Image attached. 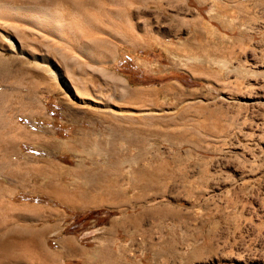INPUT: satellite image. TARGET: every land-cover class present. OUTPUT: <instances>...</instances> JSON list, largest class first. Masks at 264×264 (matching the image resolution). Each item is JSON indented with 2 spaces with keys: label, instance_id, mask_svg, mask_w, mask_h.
<instances>
[{
  "label": "rangeland",
  "instance_id": "rangeland-1",
  "mask_svg": "<svg viewBox=\"0 0 264 264\" xmlns=\"http://www.w3.org/2000/svg\"><path fill=\"white\" fill-rule=\"evenodd\" d=\"M18 3L23 16L0 10V126L55 146L22 142L12 166H61L56 182L83 198L1 175L0 264L32 263L15 260L24 225L50 254L39 264H264V0ZM128 7L132 41L107 29ZM149 205L171 209L144 218Z\"/></svg>",
  "mask_w": 264,
  "mask_h": 264
},
{
  "label": "bare ground",
  "instance_id": "bare-ground-1",
  "mask_svg": "<svg viewBox=\"0 0 264 264\" xmlns=\"http://www.w3.org/2000/svg\"><path fill=\"white\" fill-rule=\"evenodd\" d=\"M18 1L19 0H0V10H2V11H4L6 14H7V16L9 15V16H23L28 10H25L24 9V7H22L21 5L19 6V3H18ZM30 8V7H29ZM47 13V12H46ZM121 15H122V17H121ZM133 14H132V12H131V10H130V8L128 7V8H126V10H124L123 11V13L122 14H120V17H118L116 20H117V22H116V20H114V23H110V24H108V26H107V29H108V31H109V33L112 35V36H114V37H118V38H121L122 40H126V38H128L127 40H136L137 38L136 37H138V35L135 33V31H134V29H136L137 27H138V24L137 23H133L132 21H131V19H132V16ZM135 15V14H134ZM5 16V15H4ZM3 16V17H4ZM117 16H119V15H117ZM49 17V16H48ZM115 18H116V16H114ZM101 18V17H100ZM114 18V19H115ZM39 20V19H38ZM59 20V19H58ZM95 20V19H94ZM130 22H129V21ZM39 21H41L42 22V19L41 20H39ZM56 18H52V17H50V18H48V21H47V23H56ZM100 21V20H99ZM46 22V21H45ZM98 22V21H97ZM113 22V21H112ZM55 29V28H54ZM58 29H60V28H58ZM149 35V34H148ZM90 36V35H89ZM141 36V35H140ZM93 38V37H92ZM138 41V40H137ZM137 41H133V42H137ZM132 43V42H131ZM105 45H107V43H105ZM106 48V47H105ZM111 51V49L109 48V46L105 49V54H109L108 52H110ZM112 52V51H111ZM104 54V55H105ZM2 91V90H1ZM126 92L127 93H130L131 95H134V96H137L138 94H139V91H137V90H126ZM18 116V115H17ZM112 126V125H111ZM1 131H0V176L1 175H4L3 177L4 178H6V177H8V178H11L12 180L14 179L15 180V182L14 183H16V187H26V185H30V187H31V190H33V191H40V192H47L50 196H54V197H58V198H61V199H64V201H65V199L67 200V201H71V202H69L70 204H73L72 202L75 200V199H80L81 200V198H83V195H82V193L80 192V191H82V190H78V188H77V190H73L72 191V189H67V187H65V186H63V185H61V184H59V183H57L58 182V180H57V182H56V180H55V178H56V174H58V168H60L61 166H55L52 162H48V164H46L45 166H38V165H34V166H29L30 167V169L29 170H26V169H23L22 167H20L21 165V163H20V161L19 162H17V164L15 165V167L13 168V166L12 165H14L15 163H16V161L17 160H19V158H18V155H20L19 153H18V151L19 152H21L20 151V144L23 142V143H25L26 141H31L32 142V140L33 141H35V143L37 144L35 147H39V145H43V144H46L47 146H52V148H53V146H55V144H54V142L53 141H44V140H42V139H44V138H42V136H39L38 134L37 135H30L29 133H27L26 131H24V130H22V128L20 127V126H18L17 124H15V122H12V121H10V120H8V119H6V118H4V120H2L1 121ZM109 127V126H108ZM114 127V126H113ZM120 128V127H119ZM112 129V128H111ZM125 129V128H124ZM124 129H122V130H124ZM113 131H114V129H112ZM121 130V129H120ZM111 131V130H110ZM126 131V130H125ZM108 132H109V130H108ZM115 132V131H114ZM119 132V131H118ZM127 132V131H126ZM121 133V132H120ZM123 133H124V131H123ZM114 134V133H113ZM117 134V133H116ZM103 135H104V133H103ZM111 135V134H110ZM121 135V134H120ZM120 135H118V136H120ZM126 135V134H125ZM139 135H142V134H139ZM105 136V135H104ZM112 136V135H111ZM114 136H117V135H114ZM128 136V135H127ZM133 136V135H132ZM106 137H107V135H106ZM122 137H123V135L121 136V139H122ZM129 137V136H128ZM128 137H124V138H128ZM142 137H143V135H142ZM99 138H100V136H99ZM132 138V137H131ZM145 138V137H144ZM158 138V137H157ZM111 139H114L113 138V136H112V138ZM115 139H116V137H115ZM118 139V138H117ZM140 139V138H139ZM139 139L136 141V144L138 143H140V141H139ZM148 139V138H147ZM131 140V139H130ZM145 140V139H144ZM143 140V141H144ZM75 141V140H74ZM74 141H73V143H74ZM80 143H81V141L83 142L84 141V138H82V137H80L79 138V140H78ZM86 141V140H85ZM105 141V140H104ZM115 141V140H114ZM126 142L128 141V139L127 140H125ZM100 142V141H99ZM111 142H112V140H111ZM117 142V141H116ZM116 142H115V144H116ZM125 142V143H126ZM148 142V141H147ZM16 143H19V149H17L16 148ZM30 143V142H29ZM84 143V142H83ZM89 143V142H88ZM93 143V142H92ZM132 143H134V142H132ZM143 143V142H142ZM146 143V142H145ZM144 143V144H145ZM99 144L100 143H98L97 144V142H95L94 141V143H93V147H95L97 150H95V148H94V151H93V153H91V151H90V155H91V157H92V154H93V156H98V155H94V152L96 151H98L99 150ZM105 144H106V142H105ZM114 144V143H113ZM137 144V145H138ZM141 144V143H140ZM56 145H57V143H56ZM65 145H67L68 146V148L70 147V145H71V143H70V145L69 144H65ZM73 145H75V144H73ZM72 145V146H73ZM78 145V144H77ZM89 145V144H88ZM101 145H102V143H101ZM112 145V144H111ZM111 145H109V146H111ZM128 145V144H127ZM136 145V146H137ZM61 146V145H60ZM104 145H102V147H103ZM113 146H115V145H113ZM141 146V145H140ZM139 146V147H140ZM42 147V146H41ZM45 147V146H44ZM44 147H42V148H44ZM74 147V146H73ZM83 146H81V148H82ZM91 147V146H90ZM90 147H84V150L86 149V148H90ZM46 148V147H45ZM59 148V147H58ZM104 148V147H103ZM141 148H142V146H141ZM140 148V149H141ZM144 148V147H143ZM142 148V149H143ZM147 148V145H146V147H145V149ZM70 149H71V147H70ZM101 149V148H100ZM106 149V148H105ZM145 149H144V151H145ZM43 150V149H42ZM58 150V149H57ZM72 150V149H71ZM83 150V149H82ZM83 150V151H84ZM101 150H104V149H101ZM109 150H110V148H109ZM126 150V149H125ZM128 150V149H127ZM141 151H143V150H141ZM144 151L142 152V154L144 153ZM86 152V151H85ZM89 152V151H88ZM87 152V153H88ZM95 152V154H97L98 152L100 153V151H98L97 153ZM146 152H147V150H146ZM98 153V154H99ZM103 153V152H102ZM105 154H108V153H104V155ZM125 154H127V153H125ZM140 154V153H139ZM141 154V155H142ZM145 154V153H144ZM135 155H136V153H135ZM140 155V156H141ZM12 156H14V159H11V157ZM112 156V155H111ZM122 156V155H121ZM139 156V155H138ZM143 156V155H142ZM141 156V157H142ZM29 157V158H28ZM90 157V158H91ZM104 157V156H103ZM106 157H107V155H106ZM110 157V156H109ZM115 157H116V155H115ZM25 158H26V160L28 159H30V156H25ZM118 158V157H117ZM128 158V157H127ZM95 159V158H94ZM107 159V158H106ZM116 159V158H115ZM120 159H121V157H120ZM119 159V160H120ZM130 159V158H129ZM128 159V161H127V163L128 162H130V160ZM136 159V158H135ZM140 159V158H139ZM139 159H137V161L139 160ZM83 160V159H82ZM118 160V161H119ZM93 161V160H92ZM136 161V160H135ZM134 161V162H135ZM137 161H136V163H137ZM38 162V161H37ZM98 162V161H97ZM100 162V161H99ZM120 162V161H119ZM118 162V163H119ZM34 163H36V162H34V160H33V164ZM78 163V162H77ZM94 163V162H93ZM107 163H108V161H107ZM122 163H124V161H122ZM130 163H132L133 164V162L131 161ZM39 164V163H38ZM82 164V163H81ZM97 164V163H96ZM99 164V163H98ZM104 164V163H103ZM106 164V163H105ZM110 164H112V163H110ZM120 164V163H119ZM129 164V163H128ZM140 164V163H139ZM101 165V164H100ZM116 166L115 164H112V166H110L111 168H113L114 166ZM137 165V164H136ZM94 166H95V164H94ZM108 166V165H107ZM119 166V165H118ZM121 166H122V164H121ZM149 166H151V165H149ZM158 166V165H157ZM24 167V166H23ZM101 167V166H100ZM109 167V166H108ZM138 167H139V165H138ZM141 167V166H140ZM62 168V167H61ZM60 168V169H61ZM103 168V167H102ZM124 168V167H123ZM120 169V168H119ZM62 170V169H61ZM72 170H74V169H72ZM71 170V171H72ZM80 171V170H79ZM82 171V170H81ZM111 171V170H110ZM173 171V170H172ZM70 173V172H69ZM73 173V172H72ZM121 173V172H120ZM164 173V172H163ZM77 174V173H76ZM122 174V173H121ZM173 174V173H172ZM72 175V174H71ZM160 175V174H159ZM170 176V175H169ZM168 176V177H169ZM80 178V177H79ZM171 178V177H170ZM130 179H132V182H131V185H132V183L133 184H137V181H136V179H134L133 180V178H130ZM7 180V179H6ZM11 180V181H12ZM83 180V179H82ZM81 180V181H82ZM110 180V179H109ZM116 176H114V179L111 181V183L108 185L107 183H105V184H103V185H101L102 187H101V189L103 190V189H105V193H102V194H100V196L102 197V199L104 198V197H106V195H109V193L111 194V195H115L116 194V190H114V187L116 186ZM155 180V179H154ZM167 180V179H166ZM2 181H5V180H0V199L2 200L3 198H5L6 197V195L8 194V192H6L7 190H6V188L5 187H2L3 185H2ZM10 181V180H9ZM103 181H104V179H103ZM107 182H108V180H106ZM160 181V180H159ZM83 182H84V180H83ZM160 182H162V181H160ZM77 183H79V182H77ZM128 183V182H127ZM64 184V183H63ZM85 185V184H84ZM152 185V184H151ZM12 186V185H11ZM14 186V185H13ZM138 186V185H137ZM7 187V186H6ZM9 187V186H8ZM76 187V186H75ZM73 188V187H72ZM84 188V187H83ZM123 188V187H122ZM81 189H82V186H81ZM119 190H120V188H119ZM122 190V189H121ZM94 191H96V190H94ZM93 191V192H94ZM100 191V190H99ZM92 192V191H91ZM98 193V192H97ZM160 194H162V193H160ZM124 195V194H123ZM107 198V197H106ZM63 201V200H62ZM66 201V202H67ZM77 201V200H76ZM79 201V200H78ZM78 201H77V203H78ZM84 201V200H83ZM104 202H105V199H104ZM74 203H76V202H74ZM76 203V204H77ZM2 204V203H1ZM66 204H68V203H66ZM3 205V204H2ZM75 205V204H74ZM76 206V205H75ZM7 208V207H6ZM4 211V210H3ZM6 212V211H5ZM4 213V212H3ZM6 215V214H5ZM22 216V215H21ZM20 216V217H21ZM1 217V216H0ZM4 218V217H3ZM6 218V217H5ZM4 222V221H3ZM0 224H1V222H0ZM3 225V224H2ZM7 225V224H6ZM29 226V225H28ZM28 226H26V225H24V226H22V228H21V230L24 232V234H26V232H27V234H28V236H31V238L34 240L35 238H34V236L36 237V232H38V230H37V228H35V227H28ZM18 231H20V228L19 229H17ZM4 231V230H3ZM3 233V232H2ZM8 233H9V231H8ZM38 234V233H37ZM4 235V234H3ZM31 238H29L28 239V241L26 240V241H24V240H20L19 242H14V245L15 246H19L20 248V250H18L17 252H15V254H16V256H15V260H17V262H19V261H21V260H24V261H29V263H31V264H39L40 263V260H42V259H47L48 257H50V254H48L47 252H45L44 250L42 251V253H41V255H40V252H38V250H36V249H34V250H31L30 248H29V246H30V243L32 242L33 243V241H32V239ZM26 239V238H25ZM29 241H31V242H29ZM6 243V241H5V239H1L0 238V245H4ZM7 244V243H6ZM9 245V244H8ZM63 245V244H62ZM5 247H8L7 245H5ZM10 247V246H9ZM31 247V246H30ZM63 248V247H62ZM2 251L4 250V248L2 247V249H1ZM6 250H7V248H6ZM68 250V249H67ZM67 250H64L65 252L67 251ZM9 251V250H8ZM7 251V252H8ZM22 251V252H21ZM20 252H21V255H20ZM4 255H6L5 253H3ZM192 256V258H196L197 256H198V249H194L193 250V254L191 255ZM8 258H9V256H7ZM187 257V256H186ZM11 258V257H10ZM2 259H5V258H2ZM110 264L112 263L111 261L109 262ZM15 264V263H14Z\"/></svg>",
  "mask_w": 264,
  "mask_h": 264
},
{
  "label": "crops",
  "instance_id": "crops-1",
  "mask_svg": "<svg viewBox=\"0 0 264 264\" xmlns=\"http://www.w3.org/2000/svg\"><path fill=\"white\" fill-rule=\"evenodd\" d=\"M167 206L165 205H149V206H142L140 207V211H141V215L144 217V218H149L152 216V214H155V213H159L160 211H165L167 210ZM171 209V207L168 208V210ZM136 234L138 232H135ZM147 234H150L151 232H145Z\"/></svg>",
  "mask_w": 264,
  "mask_h": 264
}]
</instances>
